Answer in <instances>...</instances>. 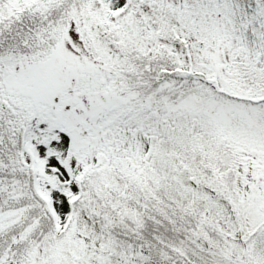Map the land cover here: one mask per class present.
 Masks as SVG:
<instances>
[{"label":"snow or ice","instance_id":"6c2138e0","mask_svg":"<svg viewBox=\"0 0 264 264\" xmlns=\"http://www.w3.org/2000/svg\"><path fill=\"white\" fill-rule=\"evenodd\" d=\"M0 264H264V0H0Z\"/></svg>","mask_w":264,"mask_h":264}]
</instances>
